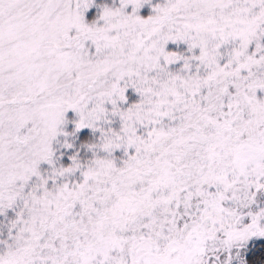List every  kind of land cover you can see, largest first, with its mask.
Masks as SVG:
<instances>
[{"label": "snow or ice", "instance_id": "6c2138e0", "mask_svg": "<svg viewBox=\"0 0 264 264\" xmlns=\"http://www.w3.org/2000/svg\"><path fill=\"white\" fill-rule=\"evenodd\" d=\"M0 264H264V0H0Z\"/></svg>", "mask_w": 264, "mask_h": 264}]
</instances>
